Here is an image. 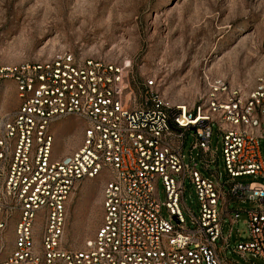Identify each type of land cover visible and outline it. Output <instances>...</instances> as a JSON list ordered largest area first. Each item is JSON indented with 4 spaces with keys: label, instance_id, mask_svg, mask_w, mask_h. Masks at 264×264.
<instances>
[{
    "label": "built area",
    "instance_id": "built-area-1",
    "mask_svg": "<svg viewBox=\"0 0 264 264\" xmlns=\"http://www.w3.org/2000/svg\"><path fill=\"white\" fill-rule=\"evenodd\" d=\"M130 71L129 61L70 50L0 65V264H239L229 254L264 264V85L244 91L203 74L197 99L176 104L154 77L139 81ZM11 93L13 108L4 98ZM66 117L82 124L80 143L56 156L51 126ZM247 175L263 181L239 179ZM97 177L100 225L71 247L67 202L80 181ZM187 183L195 207L185 202ZM240 214L248 240L232 243Z\"/></svg>",
    "mask_w": 264,
    "mask_h": 264
},
{
    "label": "rangeland",
    "instance_id": "rangeland-1",
    "mask_svg": "<svg viewBox=\"0 0 264 264\" xmlns=\"http://www.w3.org/2000/svg\"><path fill=\"white\" fill-rule=\"evenodd\" d=\"M58 50L82 58L129 61L131 75L139 81L154 77L161 93L176 104L190 105L197 99L203 74L250 91L264 85V0H0V65L45 59ZM4 98L10 108L16 106L13 93ZM81 128L72 117L52 124L54 155L75 150ZM210 144L217 149V170L224 176L221 138L215 128ZM189 147L190 139L185 156ZM260 147L264 158L263 142ZM198 170L215 180L208 171ZM239 179L263 181L252 175ZM102 180L80 181L69 197L64 240L71 247H81L100 225ZM158 196L163 203L160 181ZM184 197L189 207H195V190L188 183ZM162 215L168 217L164 206ZM245 219L240 214L233 226L232 243L248 240ZM223 232L228 233L227 223ZM229 257L239 264H250L249 260L262 264L249 254L247 260Z\"/></svg>",
    "mask_w": 264,
    "mask_h": 264
}]
</instances>
